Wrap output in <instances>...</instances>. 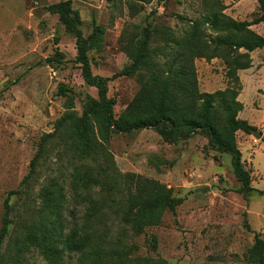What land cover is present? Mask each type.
Masks as SVG:
<instances>
[{
  "label": "rangeland",
  "instance_id": "rangeland-1",
  "mask_svg": "<svg viewBox=\"0 0 264 264\" xmlns=\"http://www.w3.org/2000/svg\"><path fill=\"white\" fill-rule=\"evenodd\" d=\"M59 1L0 0V220L6 193L17 191L9 198L10 224L0 248V264H13L16 254L22 259L20 264H44L35 252L17 246L26 229L38 222V189L47 178L62 186L66 219L80 218L83 209L71 185V168L77 165L76 159L69 146L64 150L61 141L54 139L47 145L30 180L21 184L40 136L52 131L53 122L64 111L65 97L58 95L57 86L71 89L73 109L78 115L86 95L97 98L95 89L83 82L73 60V36L64 31L57 15L46 10ZM128 1L71 0L82 36L91 32L93 24L102 28L99 50L91 49L87 56L91 73L109 79L106 97L113 101L114 116L124 109L139 86L136 78L113 76L129 63L121 41L139 34L148 24L178 32L204 13L203 0H152L134 14L127 7ZM219 1L223 13L234 20L253 18L254 0ZM251 29L264 35V23ZM205 33L215 35L208 29ZM156 46L161 42L150 44V48ZM58 55L60 63H56ZM249 56L259 68L264 50H255ZM194 68L199 91L210 93L226 86L219 59H195ZM238 81L236 100L242 109L236 117L254 127L252 133H260L259 138L241 131L234 134L243 168L249 172L254 189L247 196L240 192L229 156L210 149L205 133L183 136L174 144L152 129L111 135L106 149L115 168L101 154L86 162L102 185L91 184L94 191L107 188L105 179L113 177L117 170L121 175L133 173L161 183L172 190L173 199L179 200L174 213L166 210L157 226L141 231L125 229V253L130 264H140L143 258L158 264H255L246 259V253L254 233L264 241V193L256 192L264 189V95L249 87L243 89L242 79ZM93 158L96 159L91 161ZM118 182L117 195L122 197L127 188L122 178ZM150 237L155 238L154 250L150 248Z\"/></svg>",
  "mask_w": 264,
  "mask_h": 264
},
{
  "label": "trees",
  "instance_id": "trees-1",
  "mask_svg": "<svg viewBox=\"0 0 264 264\" xmlns=\"http://www.w3.org/2000/svg\"><path fill=\"white\" fill-rule=\"evenodd\" d=\"M151 1L129 0L127 7L134 14ZM254 1L256 9L250 20H234L223 13L224 7L219 0H203L204 13L189 21L180 31L148 24L139 34L121 41V50L129 63L113 76L136 78L139 86L117 116L112 114L113 101L106 97L109 79L91 73L87 56L89 50H99L102 28L93 24L91 32L82 36L78 29L79 16L71 9V0H61L46 7L48 13L57 15L64 31L73 36V60L83 82L95 89L97 98L86 95L78 115L73 109L71 89L57 86L58 95L65 97L64 111L53 122L52 131L40 136L28 172L21 179V184L30 180L36 162L45 155L47 145L54 139L63 143L64 150L69 146L77 164L71 168V185L75 186V195L83 204L81 217L66 219L62 186L57 185L55 179L47 178L38 189V222L26 229L17 249L35 252L44 264H130L125 253V229L130 227L141 231L157 226L166 210L174 213L179 200L172 198V190L138 174L121 175L116 170L113 177L105 179L107 188L91 189V184L102 186L98 175L92 173L86 163L91 157L101 154L115 168L106 149L111 135L152 129L166 142L174 144L183 136L205 133L210 149L229 156V165L240 183L242 195L254 191L234 136L236 131L245 134L254 131V127L236 117L242 109L236 100L240 90L237 72L251 66L250 52L264 47V35L250 29L264 23V0ZM206 29L215 35L208 36ZM155 41L161 42V46L150 48ZM58 57L56 63L61 62V55ZM214 58L221 61L226 86L210 93L201 92L197 86L194 60ZM120 178L127 188L122 197L117 195ZM16 192L8 191L2 202L0 248L8 236L9 198ZM256 192L263 194L264 189ZM245 227L248 229L247 225ZM149 244L154 250V237H150ZM75 254L77 256L72 260L71 256ZM246 259L264 264V241L256 233ZM21 260L16 254L13 264H20ZM140 264L158 263L143 258Z\"/></svg>",
  "mask_w": 264,
  "mask_h": 264
},
{
  "label": "crops",
  "instance_id": "crops-1",
  "mask_svg": "<svg viewBox=\"0 0 264 264\" xmlns=\"http://www.w3.org/2000/svg\"><path fill=\"white\" fill-rule=\"evenodd\" d=\"M262 48L259 50H264ZM260 62L262 63V65L259 68H257L256 64H254V62L251 61V66L246 70L238 71L237 76L240 81L242 79L241 83H242L243 89L249 87L251 90H254L255 93L261 92L264 95V58ZM241 72H244V73L242 74Z\"/></svg>",
  "mask_w": 264,
  "mask_h": 264
},
{
  "label": "water",
  "instance_id": "water-1",
  "mask_svg": "<svg viewBox=\"0 0 264 264\" xmlns=\"http://www.w3.org/2000/svg\"><path fill=\"white\" fill-rule=\"evenodd\" d=\"M252 136H254L255 138H259L260 137V133L254 132V133H252Z\"/></svg>",
  "mask_w": 264,
  "mask_h": 264
}]
</instances>
